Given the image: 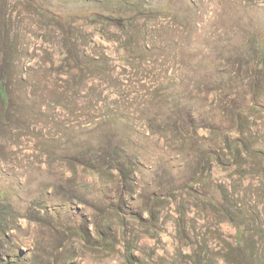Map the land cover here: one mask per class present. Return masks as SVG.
<instances>
[{"label": "rangeland", "instance_id": "374dc122", "mask_svg": "<svg viewBox=\"0 0 264 264\" xmlns=\"http://www.w3.org/2000/svg\"><path fill=\"white\" fill-rule=\"evenodd\" d=\"M0 264H264V0H0Z\"/></svg>", "mask_w": 264, "mask_h": 264}]
</instances>
